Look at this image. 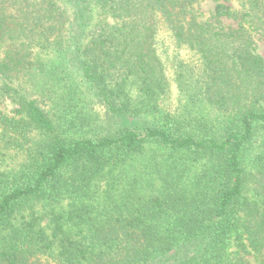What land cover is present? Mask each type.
I'll list each match as a JSON object with an SVG mask.
<instances>
[{
    "label": "trees",
    "instance_id": "trees-1",
    "mask_svg": "<svg viewBox=\"0 0 264 264\" xmlns=\"http://www.w3.org/2000/svg\"><path fill=\"white\" fill-rule=\"evenodd\" d=\"M197 1L0 0V264H264V0Z\"/></svg>",
    "mask_w": 264,
    "mask_h": 264
},
{
    "label": "rangeland",
    "instance_id": "rangeland-1",
    "mask_svg": "<svg viewBox=\"0 0 264 264\" xmlns=\"http://www.w3.org/2000/svg\"><path fill=\"white\" fill-rule=\"evenodd\" d=\"M239 3H240L239 0H231L228 3V5H230L233 10L240 11ZM213 7H214L213 0H198L197 4L195 6V10H196L198 15H202V17H200V18L205 19V18H208L210 16V13L213 11ZM223 23L226 25L235 26V23H233L229 20H223ZM258 51L264 57V43L262 41H258ZM52 57H53V55H48V54H41L39 56L40 61L44 60V62L51 60ZM168 76H170V75L168 74ZM177 93L178 92L176 89V84L173 82V80L172 81L170 80L169 91H168V94H167L166 98L164 99V101H162V105L166 104V106L169 105L170 108L171 107L173 108L175 106V103H177V101H178ZM13 107H14V105L10 104V101H7V100L0 101V110L1 111L9 112L13 109ZM98 112H100V109H98ZM155 153H157V152L156 151L150 152L145 157H149ZM140 157H144V156L136 157L135 163L132 162V164L130 165L128 174L126 173L129 181H131V179H133V180L139 179L140 180V178H137L140 176V171H141L140 165H139ZM143 190H144V188H143ZM146 190H147V188H146ZM146 190H144V191H146ZM40 210H42L41 207H38L36 209V211H38V213L41 212ZM46 224H47V219L45 218L42 220V225H46ZM247 259L251 263L256 261V258L254 255L249 256Z\"/></svg>",
    "mask_w": 264,
    "mask_h": 264
}]
</instances>
